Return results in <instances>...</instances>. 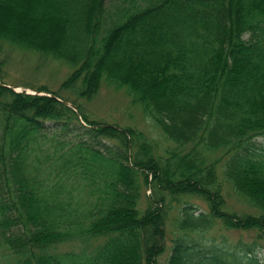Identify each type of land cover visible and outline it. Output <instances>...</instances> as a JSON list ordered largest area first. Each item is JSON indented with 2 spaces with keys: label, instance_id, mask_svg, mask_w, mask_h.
<instances>
[{
  "label": "trees",
  "instance_id": "1",
  "mask_svg": "<svg viewBox=\"0 0 264 264\" xmlns=\"http://www.w3.org/2000/svg\"><path fill=\"white\" fill-rule=\"evenodd\" d=\"M4 43L66 64L61 87L88 100L105 79L125 88L174 143L160 155L142 131L91 119L61 91H17L0 58L5 264H162L169 223L168 264H264V0H0ZM63 135L80 137L57 172L88 191L84 211L62 204L72 188L40 178L39 151L51 140L64 148ZM144 185L154 192L146 206ZM227 188L251 210H232ZM218 223L256 235L236 249L209 246ZM77 239L82 253L57 252Z\"/></svg>",
  "mask_w": 264,
  "mask_h": 264
},
{
  "label": "rangeland",
  "instance_id": "2",
  "mask_svg": "<svg viewBox=\"0 0 264 264\" xmlns=\"http://www.w3.org/2000/svg\"><path fill=\"white\" fill-rule=\"evenodd\" d=\"M109 8L111 11L115 10L113 5L109 6ZM0 58L4 60L3 75L6 77L8 85L17 86L14 87L15 90L29 88L26 87L27 84L32 86L46 85L49 88L61 91V93H64V95L72 99L82 102L85 111L89 113L91 119L102 122L116 123L121 126H133L142 131L146 138L157 144L156 151L160 155H166L167 150L174 146L172 140L168 138L161 127L157 125L155 119L149 113L144 111L140 104L134 103L132 101L131 96L128 94L125 88H117L114 84L108 83L105 79L102 82L101 89L97 96L92 100H88L84 97H80L71 89L61 87V84L71 72V69L62 62L47 58L39 53L33 52L32 50L21 48L9 43L0 45ZM29 89L32 91L30 93H33L34 91L37 93L36 89L31 87ZM44 92L46 91H41L39 93ZM50 124L51 123H47V126ZM53 129L54 128H48V131H53ZM79 138L80 137L73 135H63L57 140L71 142L64 148L58 147L57 151L55 147V141L51 140L45 143V148L48 146L51 148L47 150L43 148L44 151H39L41 161L40 167L42 170L40 173V178L43 179L46 185L50 183H60V185L64 186L65 189L72 188L73 194H69L71 197L66 199L62 204H64L66 207H70L71 209L84 211L88 207V204L85 203L89 195L88 191H82L81 186L78 183L72 184V180L68 176L60 180L57 172V167L61 165L62 161V159L59 158L60 155L67 151L71 146L76 144L80 140ZM89 138L88 145L99 149L101 148V150H106V146L108 144L112 145V143L108 141H103L102 143L97 144L94 140H92L91 137ZM256 141L258 142V145L264 146V136L257 137ZM52 150H54L55 153H53ZM49 171H51L52 174ZM46 175L47 178H45ZM225 194L228 205L232 210H236L238 212L251 210L246 204L242 203L240 199L232 191H230L229 188L226 189ZM148 195L154 197V192L151 187L144 185L141 195L142 206L147 205ZM91 197L95 198V195H92ZM69 201L71 204H68ZM190 201L198 206V212L206 209V206L202 201L194 199ZM177 211L178 209L173 210L171 213L172 217L177 214ZM254 235H256V232L228 229L222 224L218 223L215 228L207 233V236L203 237V242L206 244L208 243L209 246L215 243L216 246L219 247L236 249L237 243L239 241L250 242L254 240ZM176 237V233L173 231L171 223H169L168 236L165 241L166 250L159 258L162 264H168V260L174 246V238ZM102 241L103 239L99 238V240L94 241V244H97L98 242L100 243ZM85 245L86 244H83V242L77 239L61 244L57 249V252L62 254L67 252L82 253V251L85 249ZM257 254L260 258L264 259V238L258 244ZM9 257V251L5 248H0V264H5L7 258Z\"/></svg>",
  "mask_w": 264,
  "mask_h": 264
},
{
  "label": "water",
  "instance_id": "3",
  "mask_svg": "<svg viewBox=\"0 0 264 264\" xmlns=\"http://www.w3.org/2000/svg\"><path fill=\"white\" fill-rule=\"evenodd\" d=\"M9 87H12V86H10V85H8ZM59 99H61V98H59ZM68 103V102H67ZM70 104V103H69ZM72 105V104H71Z\"/></svg>",
  "mask_w": 264,
  "mask_h": 264
}]
</instances>
